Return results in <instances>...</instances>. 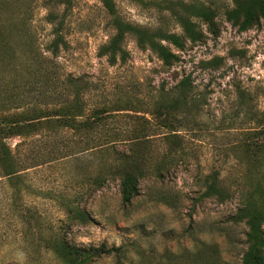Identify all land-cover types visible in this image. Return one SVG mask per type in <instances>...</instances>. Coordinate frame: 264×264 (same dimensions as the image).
<instances>
[{
    "label": "rangeland",
    "instance_id": "rangeland-1",
    "mask_svg": "<svg viewBox=\"0 0 264 264\" xmlns=\"http://www.w3.org/2000/svg\"><path fill=\"white\" fill-rule=\"evenodd\" d=\"M183 1L213 7L219 32L195 17L203 38L187 41L182 50L167 43L180 55L167 66L133 36L124 43L126 61L112 65L101 56L115 28L100 0L73 2L65 16L67 46L57 55L47 50L55 36L46 19L48 1L11 0L16 11L20 6L26 11L29 40L52 61L59 80L52 95L71 98L63 81L80 77L85 115L100 109L105 123L8 139L25 169L0 177V264H69L56 252L58 243L124 244L129 258L140 264H175L176 253L195 238L217 243L226 264H240L247 227L233 224L230 216L241 196L235 186L246 180L244 165L251 159L246 145L264 137V19L240 31L224 14L234 0ZM169 5V0H117L124 21L182 34ZM174 8L184 11L178 4ZM56 10L63 12L64 5ZM186 76L191 91L176 103ZM52 95L42 98L36 89L26 101L40 99L53 108L61 100ZM118 153L137 155L146 172L130 205L123 204L120 178L110 171ZM260 160L264 165V157ZM237 163L242 168L234 169ZM218 172L230 197L199 199ZM115 260L103 256L92 264Z\"/></svg>",
    "mask_w": 264,
    "mask_h": 264
},
{
    "label": "trees",
    "instance_id": "trees-1",
    "mask_svg": "<svg viewBox=\"0 0 264 264\" xmlns=\"http://www.w3.org/2000/svg\"><path fill=\"white\" fill-rule=\"evenodd\" d=\"M49 8L47 21L53 24L52 32L55 35L47 46L52 55H57L61 47L67 46L64 36L66 11L75 0H47ZM112 17L115 32L109 41L101 46L99 54L105 56L112 65L118 61H126L129 51L124 43L128 36L136 39L142 49L154 51L164 65L170 66L180 60L178 52L172 50L167 43L177 49L185 48L187 41L198 42L203 38V32L198 28L195 17L202 20L212 33H218L216 10L204 3H186L178 0L177 3L169 0L183 33L152 30L124 21L118 14L117 0H100ZM178 4L184 11L177 10ZM58 5H64L63 12L56 10ZM15 6L11 0H0V177H12L25 168L8 139L19 136L29 137L43 129L58 132L62 129H71L75 132L90 130L105 123L100 109L90 116L84 113L85 104L81 97L84 85L80 77L69 75L64 81L67 93L52 95V86L57 87L59 82L52 65V61L28 38L30 26L27 23L25 10ZM225 18L240 31L259 26L264 19V0H234V5L224 12ZM23 15V20L21 16ZM214 60L207 61L211 64ZM191 77H184L178 85V97L175 102L188 99L191 91ZM42 84L44 88L36 87L38 96L44 98L52 95L60 99L61 104L53 108L44 107L34 100L26 101L33 93L34 85ZM47 85V88H45ZM63 95V96H62ZM41 98V99H42ZM10 106L5 108V106ZM174 107V106H173ZM247 155L251 159L247 165L246 180L238 181L235 191L239 193V206L230 216V221L237 225L244 223L246 250L242 254L240 264H264V165L259 161L264 157L263 140L254 146L246 145ZM111 172L120 178V191L124 205H130L138 195L140 179L146 174L140 159L135 154L118 153L113 159ZM120 163V164H119ZM240 166V167H238ZM242 168L240 163L233 167ZM100 181V179H99ZM232 191L221 183L220 173H215L206 182V190L199 196H217L220 202L230 197ZM55 250L62 255L69 264H92L103 256L114 257L115 264H140L129 258V249L126 245L107 246H75L58 243ZM168 255V252L165 255ZM175 264H226L223 250L213 241L195 238L191 247H185L176 253ZM157 264V263H153Z\"/></svg>",
    "mask_w": 264,
    "mask_h": 264
}]
</instances>
